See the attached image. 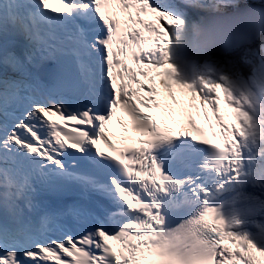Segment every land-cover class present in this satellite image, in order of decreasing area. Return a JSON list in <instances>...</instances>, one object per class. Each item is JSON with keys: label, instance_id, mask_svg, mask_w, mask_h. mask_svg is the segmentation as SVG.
Returning <instances> with one entry per match:
<instances>
[{"label": "snow or ice", "instance_id": "1", "mask_svg": "<svg viewBox=\"0 0 264 264\" xmlns=\"http://www.w3.org/2000/svg\"><path fill=\"white\" fill-rule=\"evenodd\" d=\"M0 264H264V0H0Z\"/></svg>", "mask_w": 264, "mask_h": 264}, {"label": "rangeland", "instance_id": "2", "mask_svg": "<svg viewBox=\"0 0 264 264\" xmlns=\"http://www.w3.org/2000/svg\"><path fill=\"white\" fill-rule=\"evenodd\" d=\"M176 97L180 101L186 102L185 98L180 96V94L178 92L176 93ZM221 107H222V115H224L226 118H230V110L226 109V107L224 105H222Z\"/></svg>", "mask_w": 264, "mask_h": 264}, {"label": "bare ground", "instance_id": "3", "mask_svg": "<svg viewBox=\"0 0 264 264\" xmlns=\"http://www.w3.org/2000/svg\"><path fill=\"white\" fill-rule=\"evenodd\" d=\"M180 101V100H179ZM180 102H182V101H180ZM185 102V101H184Z\"/></svg>", "mask_w": 264, "mask_h": 264}]
</instances>
